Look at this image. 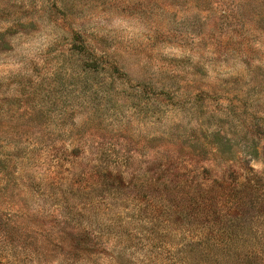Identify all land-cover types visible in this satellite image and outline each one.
I'll return each instance as SVG.
<instances>
[{"label":"rangeland","instance_id":"obj_1","mask_svg":"<svg viewBox=\"0 0 264 264\" xmlns=\"http://www.w3.org/2000/svg\"><path fill=\"white\" fill-rule=\"evenodd\" d=\"M210 189L264 234V0H0V264H178Z\"/></svg>","mask_w":264,"mask_h":264},{"label":"trees","instance_id":"obj_2","mask_svg":"<svg viewBox=\"0 0 264 264\" xmlns=\"http://www.w3.org/2000/svg\"><path fill=\"white\" fill-rule=\"evenodd\" d=\"M199 193V191H198ZM188 199L190 215L184 217L183 235L191 234L188 251H179L178 264H264L261 227L245 228L240 224L241 201L237 193H218L210 189ZM215 193V194H213ZM227 208V211L224 209ZM218 207L217 220H212V207ZM230 210L233 212L230 213ZM153 213L155 211L153 210ZM153 225L154 223H150ZM149 233V232H148ZM152 234V233H149Z\"/></svg>","mask_w":264,"mask_h":264}]
</instances>
